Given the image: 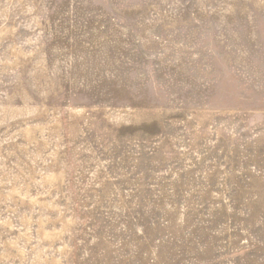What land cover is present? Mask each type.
<instances>
[{
    "label": "rangeland",
    "instance_id": "1",
    "mask_svg": "<svg viewBox=\"0 0 264 264\" xmlns=\"http://www.w3.org/2000/svg\"><path fill=\"white\" fill-rule=\"evenodd\" d=\"M0 264H264V0H0Z\"/></svg>",
    "mask_w": 264,
    "mask_h": 264
}]
</instances>
